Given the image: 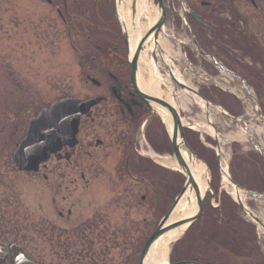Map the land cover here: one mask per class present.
<instances>
[{"label": "flooded vegetation", "instance_id": "obj_1", "mask_svg": "<svg viewBox=\"0 0 264 264\" xmlns=\"http://www.w3.org/2000/svg\"><path fill=\"white\" fill-rule=\"evenodd\" d=\"M33 1L37 3V0H29ZM40 1L52 8L61 23L78 68V76L98 89L94 94L84 93L80 99L96 100V103L79 121L76 146L70 148L64 145L59 137L60 149L50 157L48 163L76 164L78 170L72 172L74 179L70 184L75 186L79 179L81 189L90 191L91 184L104 174L98 170L96 162L99 159L93 152L104 147H116L121 153L120 161L123 157L124 161L116 162L109 173V180L115 184L117 180L134 183L133 179L140 178L138 174L141 172L131 170L134 164H140L137 135L149 116L143 96L151 97L141 89V81H145L148 74L142 70V51L137 53V43L133 42L137 31L134 10L138 0ZM147 2H151L152 7L157 5V0ZM163 6L165 21L159 38L175 51L166 53L168 56H163V59L174 66L180 77L195 84L202 97L225 109L229 116L239 118V125L246 131L250 144L255 143L254 147L258 150L255 153L249 151L247 156L235 152L240 143L225 144L230 146L231 177L241 186L240 180H235L239 175L236 171L238 166L242 170L254 168L256 174L264 179V0H163ZM132 65L135 66L134 72ZM157 74L158 71L154 75L155 80H158ZM90 78H94L95 82ZM249 115H254L251 122L259 130V138L252 135L247 129L249 126L246 127ZM229 131L225 130V133ZM164 135L159 120L151 118L144 131L147 143L162 146L166 143ZM82 137L88 140L83 143ZM207 144L210 148L206 150L212 152L213 157L209 160L211 167L206 161L207 157L202 160L209 166L212 188L218 192L220 179L217 166L214 168L217 157L213 151L217 145L212 138L207 140ZM235 159L239 161L236 165ZM89 160L92 163L88 165ZM91 166L94 170H89ZM69 174L59 173L58 176L63 178ZM141 182L146 181L142 179ZM242 187L248 189V186ZM253 192L264 194V187ZM208 199L204 203L203 213L207 218V233L216 226L220 216L221 224L230 223L227 216L231 213L227 204L223 206L222 199L220 210L212 207ZM116 200L114 195L103 210L111 208ZM156 205L151 204L153 210ZM52 214L55 216V213ZM56 216L58 219L48 217L46 220L47 254L52 256L49 264H68L70 254L73 255L70 259L75 258L74 263L77 264L82 259L89 264H108L110 260L109 263L116 264L111 254H116L113 249L117 247L119 237L125 239L127 245L133 240L131 226L124 231L118 230L114 221H107V215L99 206L92 208L88 214L80 212L74 215L73 211L68 210L66 216L63 213H56ZM240 220L236 222L242 234L246 235V225ZM60 222H63L62 225ZM249 229V233L243 236L248 241L243 242L242 239L237 254H255L259 264H264L261 243L255 250ZM245 243L246 248L252 245L254 251H244L242 247H245ZM216 247L212 245L211 250ZM97 254H105V259L108 258L107 254L111 257L108 261H101ZM54 257L57 259L55 262ZM82 264H86L85 261Z\"/></svg>", "mask_w": 264, "mask_h": 264}, {"label": "rangeland", "instance_id": "obj_2", "mask_svg": "<svg viewBox=\"0 0 264 264\" xmlns=\"http://www.w3.org/2000/svg\"><path fill=\"white\" fill-rule=\"evenodd\" d=\"M146 5L151 19L154 18L155 8L151 2L149 4L147 2ZM141 27L144 29L145 24H141ZM161 43L165 50L171 49L163 39ZM172 53L175 51L172 50ZM147 68L148 64L142 66L144 71ZM77 70L63 27L52 8L40 0H37V3L29 0H0V244H18L36 264H49L52 256L47 254V218L58 219L56 213H63L66 216L68 210L73 211L74 215L80 212L88 214L92 208L99 206L107 215V221H114L118 230L124 231L128 226L132 228V242L127 245L125 239L119 237L117 247L113 249L116 254H111L112 261L123 264L124 257H128L131 259L129 264H137L141 242L152 232L159 220L151 204H157L155 206L157 210L170 206L172 199L167 195L177 184V173L167 169L170 174L167 175L163 186L166 188L159 187V191L147 182L139 183L140 179L138 181L133 179L134 183L118 180L116 184L112 183L109 180L111 178L109 173L116 162L124 161V157L120 161L121 153L118 148L104 147L93 152L99 159L96 162L98 170L104 174L91 184L90 191H83L79 179L75 186L70 184L74 179L72 172L78 170L76 164L68 166L66 163H47L45 169L34 175L18 172L12 161L16 145L24 137L27 122L36 117L40 110L48 109L53 103L64 98L80 100L84 93L98 92V89L78 76ZM146 80L149 82L148 77ZM179 101L175 100L177 110L181 111L185 118L189 116L190 119L187 121L201 123L200 108L194 103L187 102L183 113L184 109ZM217 123L221 127L226 125L219 120ZM228 138L245 140L237 133L235 136L230 133ZM87 140L83 137L81 139L83 143ZM242 141L241 145L236 143L238 147L235 148V152L248 156L250 149ZM223 150L225 155L229 153L228 147L223 146ZM143 153L148 156L149 150L145 149ZM91 161H88V165L92 163ZM159 161L161 160H156ZM236 162H239L238 159L234 160L235 165ZM90 168L89 170H94L92 166ZM59 173L70 174L61 178L58 176ZM114 195L117 200L111 208L103 210ZM141 197H145V200L141 201ZM53 203L55 206H52ZM223 203L232 208L230 216H227L230 223L218 222V227H213L214 230L207 233L205 214V218L190 227L182 226L185 228L183 229L185 234L187 231L189 233L184 238L183 234L177 242L171 244L169 255L171 262L193 259L203 264H259L255 254H232L234 251L231 249L232 245L236 249L242 239L243 242L248 239L244 240L245 234H242L240 225L236 222L237 218H241V213L236 211L228 200H223ZM245 203L259 217H264V201L245 199ZM52 213H55V216ZM234 229H237L238 233L234 232ZM211 233L213 237L209 239ZM246 233H249L248 227ZM203 240H209L210 246L208 247L209 243L204 244ZM262 240L264 236L260 241ZM212 245L217 247L211 250V253L207 249ZM261 246L264 251L263 241ZM251 247L252 245L246 248L245 243V247L242 248L244 251H252ZM71 256L73 255L70 254L68 264H77L74 263L75 258L70 259ZM56 260L54 257L53 261ZM83 261L89 264L86 259H82L78 264H82Z\"/></svg>", "mask_w": 264, "mask_h": 264}, {"label": "water", "instance_id": "obj_3", "mask_svg": "<svg viewBox=\"0 0 264 264\" xmlns=\"http://www.w3.org/2000/svg\"><path fill=\"white\" fill-rule=\"evenodd\" d=\"M157 9H158V21L153 26V28H151L147 32L144 38H142V40L139 41L136 48L137 53L141 52V49L143 48L144 45H147V47H149L150 44L149 39L152 35L154 40L153 42L154 49H156L158 46L157 44L158 35L161 29L163 28L165 21V10L163 7L162 0H157ZM151 53L148 51V56L151 57L153 64L156 65L155 52H151ZM165 68L167 73H169V75L171 76V80L176 86L186 91L190 98L193 99L194 97H196L203 103L207 125L210 128L213 127L211 123V115L209 112V108H210L209 103L205 101L203 98H201L197 93L187 88L185 85L179 83L173 77L168 65H165ZM134 70H135V66L132 65V71L134 72ZM89 80L95 82L91 78ZM143 99L145 100L151 111L149 115L150 118L153 115L159 116V112L155 110V107L160 110L161 109L164 110L170 115L172 119V130L170 133H168V136L171 145L173 147L174 158L179 167L178 172L184 177L185 183L182 192L177 196L169 211L161 219L156 230L147 239L140 254L139 264H146V259L151 246L164 234L168 233L173 229H177L185 225L187 227H190L192 224H194L201 216L202 200H203V196L201 195L198 189L193 174L191 173L188 164L183 158V154H186L191 162L193 159L200 161L186 143L185 135H184L185 127L181 123L179 114L175 111V109L172 106L168 105L165 102L153 98H148L145 96H143ZM93 104L94 102L91 100L78 101V100L65 99L60 102L54 103L48 110L41 111L36 118L30 120L26 131V137L17 147L16 152L13 154V163L18 169V171L25 173H38L40 165L46 163L51 155L59 151L61 141L58 138V135L64 141L63 142L64 145H67L71 148L74 147L76 145L75 138L78 132L79 120L81 116L87 113V111L93 106ZM159 118L161 120V123L164 125V121L161 115L159 116ZM217 158L220 163L221 156L219 152L217 153ZM219 168H220V174L225 177L227 185L235 190L236 203L239 207L242 208L245 217L250 222H252L255 227L257 225L261 226L259 221L252 214H250L248 211L244 209L240 198V193H242L243 191H241V189L231 181L228 174L223 172L221 166ZM189 187H191L195 192L197 213L194 216L184 219L180 222L166 225L167 221L175 211L176 207L182 200L186 190ZM248 196L252 198H256V196H254L251 193H248ZM184 233L185 230H183L182 234ZM0 264H34V263L24 253V251L17 245L3 244L0 245ZM176 264H196V263L182 262Z\"/></svg>", "mask_w": 264, "mask_h": 264}, {"label": "bare ground", "instance_id": "obj_4", "mask_svg": "<svg viewBox=\"0 0 264 264\" xmlns=\"http://www.w3.org/2000/svg\"><path fill=\"white\" fill-rule=\"evenodd\" d=\"M142 1V0H141ZM140 0L137 1V6H136V12L137 14L143 13V6L141 4H145L144 1L141 3ZM149 23L154 25V22L156 21V18L148 19ZM137 27V26H136ZM144 29L141 27H137V31L134 33V39L140 38L142 36ZM142 59L145 61V55H143ZM159 85H153L150 83H145L144 81H141V89L148 95H153L157 98H164L166 97V102L168 104H172L176 108V104L172 103V99H170V96L167 95L166 93L161 92L158 89ZM181 106L184 107L186 106V103L188 102V99H186L184 96H181L180 98ZM161 116L164 120L165 127L167 132H171L172 130V120L170 115L162 110ZM235 133L232 135L234 136ZM183 158L188 164L191 173L193 174L194 180L198 186V189L201 193V195H204L206 192V188L208 185V180L209 177L207 175L205 166L200 163L199 161L193 159L192 162L190 159L187 157L186 154H183ZM161 166L169 168L171 170H178V166L176 162L168 157H164L161 159V161L158 162ZM197 210L196 206V200H195V192L194 190L189 187L182 200L176 207L175 211L167 221L166 225H170L173 222H178L187 218L192 217ZM264 221V217L262 218ZM184 227H180L177 229H173L169 231L168 233L164 234L162 237H160L153 245L151 246L147 259H146V264H166L168 260V256L170 253V248L171 244L176 242L178 239H180Z\"/></svg>", "mask_w": 264, "mask_h": 264}, {"label": "trees", "instance_id": "obj_5", "mask_svg": "<svg viewBox=\"0 0 264 264\" xmlns=\"http://www.w3.org/2000/svg\"><path fill=\"white\" fill-rule=\"evenodd\" d=\"M164 138H165V141H166V145L169 148V144L167 143L168 141H167V138H166L165 135H164ZM186 139H187V142L190 145V147L197 153V155L201 159H205V157H207L206 161L209 164V166L211 167V162L209 160H210V158H213L212 157V153L207 152V151H205L202 148V146L199 144V142L197 140L196 135L192 134V133H187L186 134ZM139 162H140L139 166L137 164H134L133 168L130 167L131 170H134V171H138L139 170V171H141L138 174L140 179L141 180L143 179L144 181L148 182L149 185H151L152 188H157V191H159L158 188L159 187H163L165 185L167 175H169L170 173L168 171L163 170V169H159L158 167L154 166L153 164H151L147 160L139 159ZM236 171L239 173V175H236V179L235 180L237 181V179H239L240 180L239 184H241V186H243V185L248 186V190H252V191L253 190H257L260 187H264V179L256 174V171H255L254 168L242 170V169L238 168V166H237ZM236 171L234 169L233 173H235ZM157 182H159V184ZM182 184H183V178L180 175H178L177 176V184L174 187H172V189H170L167 197L170 196V198L173 201L174 197L177 194H179V192L181 191ZM163 188H166V187H163ZM165 197H166V194H165ZM226 200H228V199L226 198ZM154 210L156 211L157 217L160 219L167 212L168 207L165 206L163 209L160 208L158 210L155 207ZM233 231L238 233L237 229H234ZM212 234L213 233L209 234V236H211V237H209V239H211L213 237ZM205 235H207V234H205ZM144 240H142V242H141L142 244L140 245V248L142 247V245L144 243ZM187 250H188V248H187ZM236 250H237V248H236ZM97 255H98L99 259H101V261H108L109 257H111L110 254H107L108 258H106V259H105V257H106L105 254H97ZM130 260L131 259H129L128 257H124L123 264H129ZM109 262H111V260Z\"/></svg>", "mask_w": 264, "mask_h": 264}]
</instances>
